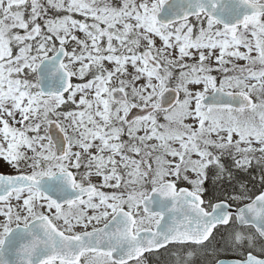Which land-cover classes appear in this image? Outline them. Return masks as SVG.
<instances>
[{
	"label": "snow or ice",
	"instance_id": "6c2138e0",
	"mask_svg": "<svg viewBox=\"0 0 264 264\" xmlns=\"http://www.w3.org/2000/svg\"><path fill=\"white\" fill-rule=\"evenodd\" d=\"M0 264H264V0H0Z\"/></svg>",
	"mask_w": 264,
	"mask_h": 264
}]
</instances>
